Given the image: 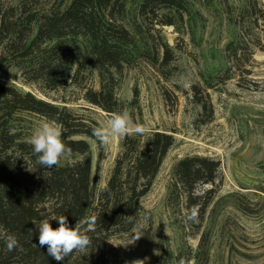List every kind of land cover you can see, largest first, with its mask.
Listing matches in <instances>:
<instances>
[{
	"label": "trees",
	"instance_id": "16d2710c",
	"mask_svg": "<svg viewBox=\"0 0 264 264\" xmlns=\"http://www.w3.org/2000/svg\"><path fill=\"white\" fill-rule=\"evenodd\" d=\"M215 1L72 0L64 9L44 12L33 0H18L11 6L0 0V49L7 66L19 71L26 86H36L41 92L78 87L86 104L114 115L125 107L118 99V88L126 71L145 61L164 68L174 61L169 45L156 43L146 27L181 30L191 5ZM229 2L224 0L226 8ZM257 10L256 0H248L238 18L227 12L230 26L237 30V38L225 51L233 68L242 70L248 64L245 53L253 44L250 31L263 14L258 10V15ZM231 73V68H226L205 77V89L224 85L232 79ZM95 77L98 90L88 87ZM192 88L193 101L208 118L205 123L211 122L212 102L201 96V87ZM137 99L138 92L134 101ZM34 116L61 126L72 162L62 160L52 170L39 165L29 142L31 133L20 130L23 117ZM97 127L95 121L65 105L57 106L32 92L0 84V264H109L112 240L134 231L145 214L149 217L139 200L154 185L175 144L174 136L164 131L126 135L109 181L97 190L90 144H101L93 135ZM221 169L222 161L207 156L178 161L167 197L175 218L183 214L186 218L196 208L203 221L221 183ZM59 216H66L72 226H86L90 217L96 221L93 230L85 232L90 245L74 250L62 262L49 256L47 246L40 247L38 239L40 222ZM51 223L58 227L56 221ZM9 234L17 236L21 248L7 251L5 239ZM200 249L207 261L204 241ZM191 259L182 251L175 257L176 264Z\"/></svg>",
	"mask_w": 264,
	"mask_h": 264
},
{
	"label": "rangeland",
	"instance_id": "374dc122",
	"mask_svg": "<svg viewBox=\"0 0 264 264\" xmlns=\"http://www.w3.org/2000/svg\"><path fill=\"white\" fill-rule=\"evenodd\" d=\"M1 1L7 6L18 2ZM33 1L42 11L52 12L64 9L72 0ZM247 1L230 0L229 8L224 0L195 3L181 30L146 27L156 43L169 45L174 61L166 68L145 61L126 71L118 99L134 125L142 124L148 132L170 133L176 141L148 195L139 200L150 220L112 240L109 264H176L180 251L193 258L183 264H264V0H256L263 14L250 31L253 44L245 53L248 64L242 70L233 68L225 53L237 38L227 12L238 18ZM131 24L130 20L128 29ZM258 44L259 48L255 46ZM226 68H231L232 79L217 89L206 90L204 78ZM0 84L32 92L57 106L65 105L98 127H107L113 116L86 104L78 87L41 92L36 86H26L19 71L7 66L1 49ZM193 86L201 87V96L212 102L211 122L205 123L208 118L193 101ZM88 87L98 90V78ZM136 92L138 99L134 101ZM23 118L20 130L26 135L47 121L38 116ZM125 136H113L107 144L90 142L97 190L109 181ZM192 156L222 161V169L221 183L203 221L198 218L190 225L185 214L173 216L167 197L174 167L179 160ZM64 160L72 162L69 157ZM203 241L207 261L200 249Z\"/></svg>",
	"mask_w": 264,
	"mask_h": 264
},
{
	"label": "clouds",
	"instance_id": "9594fccd",
	"mask_svg": "<svg viewBox=\"0 0 264 264\" xmlns=\"http://www.w3.org/2000/svg\"><path fill=\"white\" fill-rule=\"evenodd\" d=\"M148 129L142 124L133 123L129 113L123 111L114 114L108 122L107 127H97L93 135L98 142L107 144L111 137L116 135L138 134L145 135ZM63 130L55 121H45L37 127L30 136V144L33 153L37 156L40 166L52 170L61 164L62 160L71 155V148L62 139ZM187 220L198 222V211L196 208L187 213ZM144 221L149 219L145 214ZM51 221H56L58 227H53ZM95 218L90 217L86 226L83 223L69 224L66 216L52 217L40 222L38 239L40 247L47 246V254L55 261L62 262L64 257L74 250H83L90 245V238L86 231L93 230ZM7 251L21 248L19 239L14 234L7 235L5 239Z\"/></svg>",
	"mask_w": 264,
	"mask_h": 264
}]
</instances>
